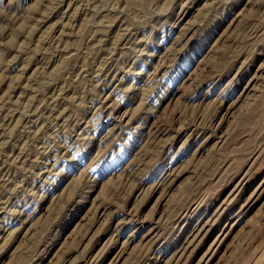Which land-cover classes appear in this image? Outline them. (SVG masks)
I'll use <instances>...</instances> for the list:
<instances>
[{"label": "rangeland", "instance_id": "rangeland-1", "mask_svg": "<svg viewBox=\"0 0 264 264\" xmlns=\"http://www.w3.org/2000/svg\"><path fill=\"white\" fill-rule=\"evenodd\" d=\"M264 264V0H0V264Z\"/></svg>", "mask_w": 264, "mask_h": 264}, {"label": "bare ground", "instance_id": "bare-ground-1", "mask_svg": "<svg viewBox=\"0 0 264 264\" xmlns=\"http://www.w3.org/2000/svg\"><path fill=\"white\" fill-rule=\"evenodd\" d=\"M157 264V263H156Z\"/></svg>", "mask_w": 264, "mask_h": 264}]
</instances>
